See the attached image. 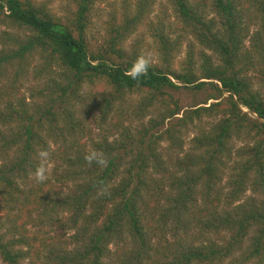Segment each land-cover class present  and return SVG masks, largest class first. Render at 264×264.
I'll list each match as a JSON object with an SVG mask.
<instances>
[{
	"label": "trees",
	"instance_id": "16d2710c",
	"mask_svg": "<svg viewBox=\"0 0 264 264\" xmlns=\"http://www.w3.org/2000/svg\"><path fill=\"white\" fill-rule=\"evenodd\" d=\"M65 1L59 16L39 0H0V78L14 67L16 81L37 60L35 77L45 80L32 110L13 96L0 111V197L21 211L42 187L50 201L45 216L69 210L65 224L75 228L72 247L45 245V264H108L113 243H129L121 264L155 263L157 248L141 209L145 194L164 196V224L171 219L187 234L166 241L164 264H264V0H254L253 17L246 0H166L174 22H147L155 0H116L100 42L89 34L105 0ZM252 18L258 20L254 33ZM142 23L152 38L153 65L134 80L127 72L146 53L139 41H126ZM186 36L191 42L179 59ZM173 92L187 94L189 103ZM136 94L133 113L143 119L156 108V114L135 134L128 128L117 138L102 135L88 151L75 140L61 143L67 167L55 171L59 184L20 186L38 166V151L55 153L43 131L53 140L84 133L76 103L88 99L106 117ZM123 115L111 124L118 128ZM191 128L190 150L168 168L162 141L181 147ZM93 150L106 166L86 163ZM68 181L73 187H64ZM192 225L203 240L189 238ZM40 241L22 219L7 226L0 217L3 262L35 259Z\"/></svg>",
	"mask_w": 264,
	"mask_h": 264
},
{
	"label": "rangeland",
	"instance_id": "374dc122",
	"mask_svg": "<svg viewBox=\"0 0 264 264\" xmlns=\"http://www.w3.org/2000/svg\"><path fill=\"white\" fill-rule=\"evenodd\" d=\"M42 2H45L48 4V6L59 16H63L66 13V7L67 3L65 0H39ZM247 5L249 6V12L251 17L254 16V8L252 4L254 3V0H246ZM111 3H114V5H117L116 0H105L100 3V6L103 7V9H100L99 13L96 14L93 18V24L90 31V36L93 39H96V41L100 42L102 36L105 33V23L108 21L109 13L108 11L111 9ZM152 13L148 15V21H154L157 20V17L164 18V22H174V17L171 13V8L166 2V0H155L154 5L152 6ZM251 30L250 33H254L256 29L258 28V20L255 18H252L251 20ZM4 27L0 26V32L3 30ZM186 40L182 44L180 54L177 58L184 57L187 49L188 44L190 41V36H186ZM139 41V47L141 50H143L146 54H151L152 58L154 57V51L152 47V38L150 37L147 23H142L138 30L132 34L129 39L126 41V45H129L132 42ZM246 44H249V39L246 40ZM2 44H0V47ZM200 48L198 46L195 47L196 52ZM39 62L37 60H34L30 63V65L27 67V70L23 72V74L20 75V78H17L16 81L13 80V68H8L9 70L6 71L4 75L0 78V111L5 109L7 107L6 104L7 101H11V97H21L24 98V102L27 106H29V109L32 110L33 106H36L37 104H40L42 101L41 96L37 95L36 93V87L37 89H41L44 86V79L43 78H37L35 77V65H38ZM12 69V70H11ZM88 88L84 89V94L87 92ZM46 91V90H45ZM44 91V92H45ZM175 96L179 95V97L182 98L180 103L182 105H187L189 103V97L188 95L178 94V92H173ZM141 95L136 94L132 95L131 97H128L127 100L120 102V104L114 107V109L107 114V116H103L100 109L94 106L93 104L89 103V100L87 99L84 106L81 103H76L75 107H72V109H75L76 114L75 117L79 119L83 126H84V133L79 136V138H76L71 135H66L65 137H58L56 136V140H53L49 137L51 135V132H48L46 134V131H43L42 133L45 135V138L50 142L51 149L53 152L55 151L54 155L50 157V168L49 172L47 173V180L44 181L45 183L49 182V185H55L59 184V181L56 179V175L54 177L55 171L58 170L59 172L61 169L67 167L66 163L64 162L63 158L59 156V150H60V144L64 143L65 145H69L70 142L75 140L76 145L81 148V150H90L91 149V142L93 140H99L102 135L108 136L109 139L117 138L120 136L121 131L124 129H128L131 133H136V130L141 128L142 123H145L150 117H154L156 114L154 111L156 108H152V111L148 113L143 119L138 118L133 113V107L135 104L140 100ZM13 106L17 107V101L10 102ZM6 105V107H5ZM93 105V106H92ZM155 105H158L156 103ZM84 108V110H83ZM124 112V115L121 116V121L119 127L117 128L114 126V124H111V122H115L117 120V116ZM61 124V123H60ZM10 125H14V123H10ZM46 125V124H45ZM9 126V125H8ZM1 129V128H0ZM190 129V126H189ZM196 134V130L194 128H191V130L188 131L187 134H183V144L181 147L179 146H172L170 145V142L165 140L161 143V148L164 151L165 159L167 161L168 168L172 167V159H175L176 157L182 156L186 151L190 150V147L192 143L190 142L191 138ZM66 149V148H63ZM61 149V150H63ZM69 152L71 150H68ZM38 185L37 182H35L33 179H30V176L28 179L21 181L20 186L24 189H29L31 186ZM34 186V187H35ZM73 187V182L68 181V184L64 187ZM41 190L38 192V195H36L32 201H28L25 204V207L23 210L19 211V203H9L5 204L3 200H1L0 197V217L1 220L5 222L7 226L10 225L11 219H16L17 222H20V219H22L29 230H31L36 235L41 236V246L43 248V251L35 255V259L28 257L25 261H23L21 264H45L44 255L46 253V247H49V245H56L61 247H72L71 241H73V235L75 234V228H69L66 226V222L69 218L70 212L67 211H60L58 213V218L55 217V215L51 216H45L44 209L48 206L49 202L47 203V199L43 198L42 195L46 193L44 192L43 188L40 187ZM165 191H167L168 187H165ZM157 190V189H154ZM65 191H68L66 189ZM250 191H247V194H249ZM41 197V199H40ZM165 198L162 196V198L158 199L154 197L152 194L148 195L145 194L143 198V208L142 214L144 216V223L145 226L147 225L148 231L151 232L153 235V243L151 242L153 249L157 248L156 251L158 253L154 254L155 252L152 251V260L155 261L153 264H164L166 261V241L171 242L173 241L177 236L184 237L186 234L185 231H183L181 228L177 231L174 229V222L171 219L167 220L166 225L164 224L162 217H161V211L165 206L164 202ZM160 201V202H158ZM40 203V204H39ZM39 206L37 207V205ZM37 207V208H36ZM145 207V208H144ZM36 208V209H35ZM32 209V210H30ZM89 211V210H88ZM29 213V216H26V214ZM82 220L80 219L78 222V225H80ZM198 227L191 226V229L188 231V234L190 235L189 238L193 237H202L197 234ZM51 241V243H47L48 241ZM204 237L201 238L203 240ZM163 245V246H162ZM129 243H118V244H111L109 246L110 248V255L107 259L108 264H121V260H123V253L128 248ZM165 247V248H164ZM157 255V256H156ZM38 257V258H37ZM149 263V262H145ZM0 264H7L3 262L0 259ZM228 264V263H225Z\"/></svg>",
	"mask_w": 264,
	"mask_h": 264
},
{
	"label": "clouds",
	"instance_id": "9594fccd",
	"mask_svg": "<svg viewBox=\"0 0 264 264\" xmlns=\"http://www.w3.org/2000/svg\"><path fill=\"white\" fill-rule=\"evenodd\" d=\"M153 65V59L151 54H141L137 57V59L133 62L132 67L128 70L127 75L130 76L131 79L139 80L142 76H147L148 69ZM37 159L39 160V164L36 167L35 171L30 173V179H33L37 183H42L47 180V173L50 168V151L48 150H40L37 152ZM86 163L91 165L93 162L97 163L100 166H106L107 160L103 157L102 153H98L93 150L87 153L84 157ZM100 195H103L104 192L100 191Z\"/></svg>",
	"mask_w": 264,
	"mask_h": 264
}]
</instances>
